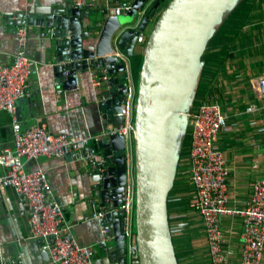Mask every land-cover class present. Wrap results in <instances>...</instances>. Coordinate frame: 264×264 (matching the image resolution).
<instances>
[{"label":"water","instance_id":"obj_1","mask_svg":"<svg viewBox=\"0 0 264 264\" xmlns=\"http://www.w3.org/2000/svg\"><path fill=\"white\" fill-rule=\"evenodd\" d=\"M135 0L117 16L111 10L98 31L81 22L90 10L65 6L59 12L23 16V25L48 27L56 50L55 74L59 81L76 88L78 71L90 67L109 69V88L99 102L106 130L124 123L129 88L125 63L112 51L118 48L130 58L144 47L134 117V140L128 148L124 135H104L98 147L95 192L105 210L106 225L114 235L118 264L127 263L125 201L130 179L135 180V233L140 264H179L171 230L168 198L180 161L181 138L189 127L187 112L203 68L202 57L219 24L240 0ZM140 11H144L141 15ZM156 19L145 44L139 38ZM97 37V44L94 40ZM115 36V41H114ZM118 66H117V65ZM115 67V68H114ZM122 74H118L117 70ZM130 153V158H129Z\"/></svg>","mask_w":264,"mask_h":264},{"label":"crops","instance_id":"obj_2","mask_svg":"<svg viewBox=\"0 0 264 264\" xmlns=\"http://www.w3.org/2000/svg\"><path fill=\"white\" fill-rule=\"evenodd\" d=\"M134 1L110 0L109 6L112 8L120 4H132ZM169 1L161 4L159 12L164 10ZM65 6L73 7L74 4L72 0H0V63H10L19 49L15 29L22 25L21 15L42 18L46 14L59 12ZM259 9V16L254 21L241 26L239 32L243 39L236 37L233 40V60L226 61L227 70L217 78L218 85L213 83L218 88V100L228 115V128L221 130L215 145L224 153L230 170L227 180L229 204L239 207L248 204L255 180L264 178V95L258 87L259 80L264 77V0ZM111 10L103 13L100 8L95 7L90 10V16H81V22L87 25L83 30L98 31ZM155 21L156 19L151 21L144 35L149 34ZM27 26L29 35L26 52L38 61L39 68L31 74L28 95L17 103L18 117L22 125L41 122L57 134L87 137L90 147L100 154L98 143L107 130L98 104L109 84L105 81L97 85L94 78L100 77L102 71L108 72L109 69L96 66L78 71L77 87L70 88L59 81L55 74V65L59 63L52 61L56 50L51 46V36L46 34L50 29L41 25ZM97 37L94 40L96 44ZM242 43L244 49L240 50ZM115 51L120 50L114 49L112 55ZM134 52V57L140 58L144 53L143 46ZM142 61L136 70L137 78H134L136 87ZM117 72L122 74L119 70ZM193 106L191 104L190 109ZM129 116L127 119H134V107ZM112 127L114 125L109 124L108 130ZM14 146L10 113L0 111V152L4 148L13 149ZM27 167L30 170L38 167L47 170L54 197L62 205L67 222L72 226L79 242L93 247L95 263L118 264L117 256H109L114 251V236L104 244L102 224L90 216L92 201L101 207L95 192V168L72 153L63 157L41 156L31 159L27 161ZM187 171L183 173L187 175ZM4 173V168L0 166V174ZM189 186L191 198L194 188L190 182ZM184 193L177 191L174 198L185 195L187 197L188 190ZM28 217L26 206L16 192L8 188L0 196V264H47L49 253L43 249L42 239L31 237ZM187 219L198 226L196 238L192 242L193 262L211 264L202 216L195 210L187 215ZM224 230L232 258L236 260L240 255L242 224L238 219L227 218L224 220Z\"/></svg>","mask_w":264,"mask_h":264},{"label":"built area","instance_id":"obj_3","mask_svg":"<svg viewBox=\"0 0 264 264\" xmlns=\"http://www.w3.org/2000/svg\"><path fill=\"white\" fill-rule=\"evenodd\" d=\"M109 1L72 0V3L82 10L97 7L101 12L108 13L113 9L117 16L131 8V4H120L111 8ZM143 13L144 11H140L141 15ZM28 35V26L18 25L15 39L19 49L10 63H0V111L10 113L15 138L13 149L4 148L0 152V166L5 170L4 174H0V196L8 188H12L26 206L29 212L30 235L44 241L43 249L49 253L47 264H96L93 247L81 244L67 222L62 205L54 197L47 170L39 167L30 170L27 167V161L31 159L41 156L63 157L70 153L95 166L98 156L90 147L87 137L57 134L41 122L22 125L18 117L17 103L28 95L31 74L39 68L38 61L26 52ZM146 40V35L139 38L141 44H145ZM114 56L125 63L128 100L125 104L124 123L110 128L104 135H124L127 147L130 148L134 140L135 125L134 119L127 118L130 117L133 107L135 112L137 87L130 57L121 51H115ZM75 77L77 79V75ZM110 78V74L104 70L100 77L94 78V82L101 85L105 81L109 82ZM258 87L264 95V77L259 80ZM188 118L191 148L187 175L194 188L191 201L203 219L211 264H263L264 178H258L253 183L246 206L229 204L227 180L230 170L224 153L215 145L221 130L228 128V115L219 103L202 100L189 110ZM128 156L131 157L130 153ZM124 197L122 208L126 213L125 233L128 237L126 264H140L135 233L134 179L129 180ZM90 216L102 224V242L106 244L114 235L112 229L106 225L105 210L92 201ZM227 218L238 219L242 224L240 255L236 260H233L227 244L224 230V220Z\"/></svg>","mask_w":264,"mask_h":264},{"label":"trees","instance_id":"obj_4","mask_svg":"<svg viewBox=\"0 0 264 264\" xmlns=\"http://www.w3.org/2000/svg\"><path fill=\"white\" fill-rule=\"evenodd\" d=\"M261 4L262 0H240L237 6L225 15L223 22L218 25L202 57L203 68L192 106L202 100H210L218 93V88L214 87L213 83L218 85L217 78L227 70L226 61L233 60L231 59L234 57L232 52L233 40L236 37L243 39L239 32L241 26L247 22L254 21L259 16V7H261ZM239 49H244V43L240 44ZM190 148L191 131L188 128L181 138L177 176L168 198L169 218L179 264H196L192 259L194 255L192 242L196 238L195 235L198 231V226L187 219V215H190L192 211L194 212L195 208L192 205L191 198H189L191 195L190 180L183 173L189 168ZM187 190V197L185 195L174 198L177 191L184 193Z\"/></svg>","mask_w":264,"mask_h":264},{"label":"rangeland","instance_id":"obj_5","mask_svg":"<svg viewBox=\"0 0 264 264\" xmlns=\"http://www.w3.org/2000/svg\"><path fill=\"white\" fill-rule=\"evenodd\" d=\"M131 58L133 59V61L132 60L131 61H132V66H133V75H134V78H135L137 67L139 69V64L142 61V56L140 58H138V59H136L134 56H132ZM140 71H141V69H140ZM136 78H137V76H136ZM204 101L217 102V103H219L222 106L221 102L218 100L217 94H215L210 100H204ZM223 109H224V107H223Z\"/></svg>","mask_w":264,"mask_h":264},{"label":"bare ground","instance_id":"obj_6","mask_svg":"<svg viewBox=\"0 0 264 264\" xmlns=\"http://www.w3.org/2000/svg\"><path fill=\"white\" fill-rule=\"evenodd\" d=\"M191 106V105H190ZM189 110H190V108H189ZM189 110H188V112H189ZM188 112H187V115H188Z\"/></svg>","mask_w":264,"mask_h":264}]
</instances>
